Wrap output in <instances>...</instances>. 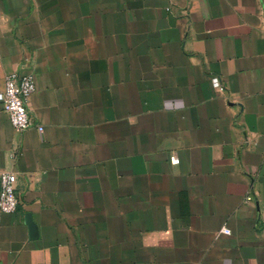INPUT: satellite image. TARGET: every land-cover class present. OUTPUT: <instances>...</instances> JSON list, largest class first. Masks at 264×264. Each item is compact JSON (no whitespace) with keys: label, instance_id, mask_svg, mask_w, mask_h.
<instances>
[{"label":"crops","instance_id":"1","mask_svg":"<svg viewBox=\"0 0 264 264\" xmlns=\"http://www.w3.org/2000/svg\"><path fill=\"white\" fill-rule=\"evenodd\" d=\"M13 73L0 264H264V0H0Z\"/></svg>","mask_w":264,"mask_h":264},{"label":"built area","instance_id":"2","mask_svg":"<svg viewBox=\"0 0 264 264\" xmlns=\"http://www.w3.org/2000/svg\"><path fill=\"white\" fill-rule=\"evenodd\" d=\"M216 87L222 91L223 87L217 83ZM36 92V82L31 74H10L6 78L5 89L0 94V102L3 111L8 115L14 130L18 133L24 132L33 126L28 101ZM175 164V158H171ZM17 177L8 171L0 172V211L10 214L17 210L18 199L16 195ZM248 196L247 200H251Z\"/></svg>","mask_w":264,"mask_h":264}]
</instances>
